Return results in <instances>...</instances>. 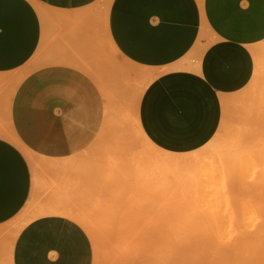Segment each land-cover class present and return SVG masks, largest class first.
Wrapping results in <instances>:
<instances>
[{"label":"crops","instance_id":"1","mask_svg":"<svg viewBox=\"0 0 264 264\" xmlns=\"http://www.w3.org/2000/svg\"><path fill=\"white\" fill-rule=\"evenodd\" d=\"M110 45L153 72L139 106L146 137L193 152L219 130L222 99L255 86L264 0H0V264H94L74 219L42 215L16 236L8 224L35 196L29 154L66 164L99 140L106 103L88 70Z\"/></svg>","mask_w":264,"mask_h":264},{"label":"rangeland","instance_id":"2","mask_svg":"<svg viewBox=\"0 0 264 264\" xmlns=\"http://www.w3.org/2000/svg\"><path fill=\"white\" fill-rule=\"evenodd\" d=\"M203 37L201 55L212 44ZM125 69L137 67L106 46L88 73L110 97L109 130L68 171H40L20 213L52 201L80 213L92 227L94 264H264V57L255 86L226 97L216 135L189 153L167 154L141 137L140 82Z\"/></svg>","mask_w":264,"mask_h":264},{"label":"bare ground","instance_id":"3","mask_svg":"<svg viewBox=\"0 0 264 264\" xmlns=\"http://www.w3.org/2000/svg\"><path fill=\"white\" fill-rule=\"evenodd\" d=\"M38 9L40 11V13L42 14V16L44 15V11L41 9L40 6H38ZM105 11L102 10V13H104ZM110 48L113 52L117 53V50L110 45ZM201 50L202 48L198 47V52L199 54H201ZM255 54H257V51H255ZM132 65V64H131ZM135 66V65H133ZM137 69L134 70H129V69H125L123 72L124 74H126L127 76H134L135 78H138L139 83V92L138 95L135 99V121L137 124V128L138 131L141 135V137L151 146H153L155 149L160 150L161 152L170 154L168 152L162 151L161 149L157 148L154 144L151 143V141L146 137L144 131L141 128L140 125V120H139V106H140V101L142 98V95L145 91V89L147 88L148 84L150 83V81L153 78V72L150 69H144V68H140L138 66ZM102 86V93L104 95V99H105V103H106V114H105V121H104V125L102 128V132L103 130H109V125H110V120H111V100L110 97L107 93V90L105 88H103ZM226 100H228L226 97L222 99L223 101V105L226 104ZM175 155V154H173ZM28 158L30 160L31 166H32V171H33V176H34V189H35V195L36 193L39 191V180H40V171H43L44 173L47 174H60L62 172H65L66 170H68L69 168L71 169L72 165H76V161H72L69 163H61L58 161H41L39 159H36L34 156H32L31 154L28 155ZM83 159V158H82ZM81 160V159H80ZM175 162H178L179 160L174 159ZM169 162H173V160L169 161ZM80 163V161L78 162ZM79 165V164H77ZM64 202V201H63ZM26 210V209H25ZM24 210V211H25ZM47 214H59V215H64L66 217H69L71 219H74L75 221H77L86 231H89L90 233H92V227L89 225L88 221L86 218H84L83 216L80 215V213H78L77 211H75L74 209H68L63 207V205L61 203H58L56 201H52L50 203H46L44 205L41 206V208L34 214L28 216L27 218L23 217L24 213H22L18 218V222L16 223V227H15V234L14 236H16L19 231L22 229L23 226H25L28 222H30L32 219H35L36 217L42 216V215H47Z\"/></svg>","mask_w":264,"mask_h":264}]
</instances>
